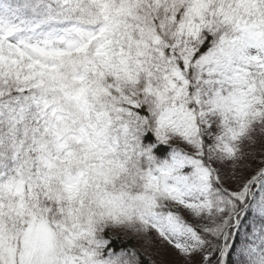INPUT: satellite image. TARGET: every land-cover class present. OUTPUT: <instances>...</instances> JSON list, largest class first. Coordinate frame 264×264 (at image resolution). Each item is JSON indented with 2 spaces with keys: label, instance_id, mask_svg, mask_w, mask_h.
Returning a JSON list of instances; mask_svg holds the SVG:
<instances>
[{
  "label": "snow or ice",
  "instance_id": "obj_1",
  "mask_svg": "<svg viewBox=\"0 0 264 264\" xmlns=\"http://www.w3.org/2000/svg\"><path fill=\"white\" fill-rule=\"evenodd\" d=\"M0 264H264V0H0Z\"/></svg>",
  "mask_w": 264,
  "mask_h": 264
}]
</instances>
